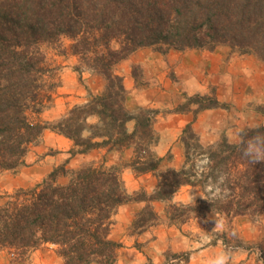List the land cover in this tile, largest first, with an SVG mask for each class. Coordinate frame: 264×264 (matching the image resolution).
Segmentation results:
<instances>
[{"label":"trees","instance_id":"16d2710c","mask_svg":"<svg viewBox=\"0 0 264 264\" xmlns=\"http://www.w3.org/2000/svg\"><path fill=\"white\" fill-rule=\"evenodd\" d=\"M63 37L71 40L66 53L102 74L106 85L59 119L43 122L42 110L59 85L51 82L52 68L40 45L61 42ZM219 44L264 61V0H0V173L22 166L30 146L49 129L73 142L72 156L99 148H134L128 165L137 174L153 173L158 179L153 193L130 194L121 167L99 162L72 169L65 162L36 186L1 198L0 251L12 262L29 264L32 253L51 245L62 264H116L121 243L111 237L113 217L123 204L139 200L168 202L172 223L215 213L228 227L215 231L209 245L222 242L226 250L245 248L232 226L236 217L264 211V162L244 159L236 142L226 136L205 144L187 124L181 136L182 166L161 170L164 158L153 148L158 141L154 123L162 111L146 106L131 111L124 78L114 71L139 48L154 47L165 54L172 48L213 51ZM192 103L199 110L224 105L211 92L186 96L169 112L188 111ZM131 121L133 131L128 128ZM247 130L248 135L264 132V124ZM59 176L66 181L59 182ZM182 187L198 189L202 195L174 203ZM216 188L219 196L210 199ZM158 220V214L146 207L135 225ZM177 257L179 262L188 259Z\"/></svg>","mask_w":264,"mask_h":264},{"label":"rangeland","instance_id":"374dc122","mask_svg":"<svg viewBox=\"0 0 264 264\" xmlns=\"http://www.w3.org/2000/svg\"><path fill=\"white\" fill-rule=\"evenodd\" d=\"M70 43L69 38L63 37L61 42H44L40 45L46 64L52 68L51 82L59 85L53 100L42 110L40 118L43 122L59 119L71 107L86 101L91 95L101 93L105 88L106 79L102 74L88 69L77 56L66 53ZM113 47L117 48L118 44L113 43ZM143 48L147 49H137L120 61L114 71L124 78L128 90V106L131 111L136 112L142 105L160 109L161 117L173 109V107H165L168 100L160 93L161 89L166 88L164 80L169 79L175 83L178 78L173 67L159 68L158 65H154L157 60L153 55L156 53L163 57L171 51H182L184 53L181 54H185L194 49L172 48L164 54L154 47ZM196 50H199L195 52L196 57H191L195 60L187 59L189 67H186L199 73L198 91L185 92L183 103L186 96L214 92L224 105L208 109L210 112L200 120L197 127H194L193 122L189 124L193 126L205 144H215L222 136H226L230 142L235 143L237 129L264 124V111L260 109L264 107V61L254 54L241 53L223 44L217 45L213 51ZM135 52L137 53L134 55ZM209 53L211 55L215 53V55L211 56ZM141 62L150 63V66L146 65L143 69ZM76 68H80L81 71L78 72ZM126 76H128L127 80ZM63 83L67 85L66 88H62ZM79 85L81 94L74 89ZM202 111L205 110H199V105L192 103L190 110L182 113H190L194 121L198 113ZM158 118L154 123L158 141L153 152L164 158L161 170L179 169L184 161L182 133L178 137L172 134L161 137ZM45 131L48 133L45 136L42 134L41 138L30 146L22 166L16 170L0 173V201L6 194L36 186L51 171L62 165L65 158H68L66 161L73 158V162L69 163L72 169L99 162L121 167V177L130 194L142 190L150 194L155 190L158 183L156 174L148 173L152 176L139 179V176L146 174H137L128 165L135 156L134 148L123 149L121 152L99 148L93 149V152L87 155L88 157L82 154L72 156L70 150H65V142L69 140L67 137L49 129ZM58 181L64 182L66 177L59 176ZM201 195L198 189L182 187L173 198V202H192L193 196L196 200ZM146 207L154 210L159 220L144 227H138L135 225L138 214ZM167 207L168 202L165 201L139 200L127 202L118 209L113 217L111 229V237L121 243L116 264H209V260L218 251L226 250L222 242L209 245L216 237L215 231L221 232L228 227V222L223 217L213 215L214 217L209 219L213 224L202 219H195L185 224L172 223L167 218ZM232 227L245 248L227 250L230 253L229 264H264L262 261L264 211L256 216H239ZM57 255L53 246L45 245L32 253L29 264H62V259H58ZM177 256L182 258L188 256V259L179 262ZM0 264L18 263L12 262L6 252L0 251Z\"/></svg>","mask_w":264,"mask_h":264},{"label":"crops","instance_id":"0c3cea01","mask_svg":"<svg viewBox=\"0 0 264 264\" xmlns=\"http://www.w3.org/2000/svg\"><path fill=\"white\" fill-rule=\"evenodd\" d=\"M142 49H147V48H142ZM195 52H199V50H196V49L190 50L188 52H185V54H181V53H184L182 51H179V52L171 51L168 54L164 55L163 57H161L159 54H156V53L153 55V57L156 58V60H157V62L154 63V65H158L159 68L160 67L165 68L167 66L173 67L175 75L178 78V81H175V83H172V81L169 79L164 80V85L166 88L164 90L161 89L160 93H161V95H164L168 100V103L165 105V107H169V108L173 107L174 108V107L178 106L179 104L183 103V101H184L183 96H184L185 92L194 93V92L198 91L197 90L198 89L197 88V85H198L197 80H198V77L200 75L197 71L193 70L192 68L191 69L187 68V67H189V66H187V63H188L187 59H189V61L195 60V58L194 59L191 58V57H196ZM136 53L137 52H135L134 55ZM209 54L211 55V53H209ZM214 55H215V53H213L211 56H214ZM130 58H131V56H130ZM142 61H145V60H142ZM140 64L143 67V69H145L144 67L146 65L150 66V63L146 64V63L141 62ZM125 78L127 80L128 76H126ZM66 87H67V85L65 83H63L62 88H66ZM74 89L78 90V92L80 94L82 93L80 85L77 87H74ZM129 94H131V92ZM128 101H129V99H128ZM83 102H85V101H83ZM79 103H81V102H79ZM141 104H144V103L141 102ZM140 106H142V105H140ZM209 112H210V110H205V111L198 113V116L194 121H192L190 113H166L165 115H162L161 117L158 116L159 117L158 118V128H159V132L161 133V137L168 136L171 134L178 137L182 133V130L184 129V127L187 124L193 122L194 127H197L200 120L202 118H204L206 115H208ZM128 128L130 131H133L135 128V122L131 121L128 124ZM47 133L48 132L45 131V132H43V135L45 136ZM68 141L65 142L66 143L65 150H71L73 148V145H74L73 142L70 139ZM92 152H93V150L89 151L85 154H82V155L83 156L85 155V157H86L87 155H90ZM63 160H64L63 162L65 163V161L68 160V158L67 159L65 158ZM69 160L70 161H66V162H68V165H69V163L71 164V162H73V158H70ZM145 176L150 177V176H152V174H148V175L146 174V175L139 176V177L137 176V177L140 179V178H143ZM213 215H214V213H210V214H208L207 219L194 218L190 221L192 222L195 219L196 220L202 219V220L207 221L208 219H211L212 217H214ZM215 215H217V214H215ZM238 218L239 217H236L234 219L233 223H235V221ZM190 221H188V222H190ZM49 246H51V245H49ZM57 258L60 260L62 259L58 255H57ZM62 262H63V260H62Z\"/></svg>","mask_w":264,"mask_h":264},{"label":"clouds","instance_id":"9594fccd","mask_svg":"<svg viewBox=\"0 0 264 264\" xmlns=\"http://www.w3.org/2000/svg\"><path fill=\"white\" fill-rule=\"evenodd\" d=\"M234 139L244 159L252 164L264 162V132L256 131L254 134L248 135L246 128H239ZM221 181H223V177H221ZM219 194L220 189L216 188L211 192L210 199L218 197ZM192 200H195V196L192 197ZM229 260L230 253L222 249L209 260V264H229Z\"/></svg>","mask_w":264,"mask_h":264}]
</instances>
